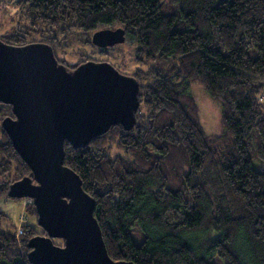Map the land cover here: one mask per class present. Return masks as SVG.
<instances>
[{
  "label": "trees",
  "instance_id": "1",
  "mask_svg": "<svg viewBox=\"0 0 264 264\" xmlns=\"http://www.w3.org/2000/svg\"><path fill=\"white\" fill-rule=\"evenodd\" d=\"M8 1L18 26L0 36L6 44L41 40L56 57L59 38L117 26L130 36L137 64L148 67L133 76L141 101L133 128L111 126L79 148L64 144V164L95 201L109 256L134 264H214V257L264 264V169L251 161L256 149L264 163V0ZM193 83L220 104L222 130L213 141L194 117ZM5 117H13L11 106L0 102V198L31 177L1 127ZM25 209L37 217L32 202ZM6 221L0 212V264H31L27 243L46 233L25 223L17 236Z\"/></svg>",
  "mask_w": 264,
  "mask_h": 264
},
{
  "label": "water",
  "instance_id": "2",
  "mask_svg": "<svg viewBox=\"0 0 264 264\" xmlns=\"http://www.w3.org/2000/svg\"><path fill=\"white\" fill-rule=\"evenodd\" d=\"M122 27L93 32L100 49L123 44ZM0 102L13 117L1 127L31 170L10 184L7 195L32 201L46 235L31 238V264H134L113 260L94 217L95 201L77 173L64 164V144L86 146L111 126L130 130L140 106V83L105 61L75 68L59 63L51 46H14L0 40ZM62 240L56 245L54 240Z\"/></svg>",
  "mask_w": 264,
  "mask_h": 264
},
{
  "label": "rangeland",
  "instance_id": "3",
  "mask_svg": "<svg viewBox=\"0 0 264 264\" xmlns=\"http://www.w3.org/2000/svg\"><path fill=\"white\" fill-rule=\"evenodd\" d=\"M20 23L24 22L20 19ZM15 25L18 26L16 8L10 4V1L0 0V36L10 35ZM115 28H117V26L111 27V29ZM90 36L91 35L88 34L75 32L73 35H66L64 38H59L58 43L55 45L56 57L63 60V62L68 65H75L86 61L109 62L116 67L119 72L132 77L137 73V67H140L144 71L148 69L147 66L141 67L135 61L134 52L131 50L130 46V36L128 34H126V39L123 44L104 49L92 45L89 41ZM36 39L39 40L38 37H36ZM36 39L26 40L30 41ZM172 78H174V75ZM140 79L142 84L151 82L149 78L145 79L144 76H140ZM190 92L196 108V114L194 115L195 119L200 124L204 134L208 136L209 141L218 139L222 130L220 104L210 98L201 85L197 83L190 85ZM140 113L146 114V109L141 107ZM255 151L256 149L251 153L252 165L256 170H263L264 163L255 156ZM115 153L124 158L129 157L127 153L118 150H115ZM15 178L16 176L14 174L10 175L11 181H14ZM30 202L32 201L26 198L15 199L7 196L0 198V212L7 215L9 221L6 222L15 230L17 236L23 228L22 224L25 223H31L38 232L42 231L37 225V217L31 216L26 212V204L28 205ZM138 230V227L135 226L132 232L134 242L137 245H139L143 239L142 234ZM54 243L60 246L63 245V241L59 239L54 240ZM212 261L214 264H222L217 257H214Z\"/></svg>",
  "mask_w": 264,
  "mask_h": 264
},
{
  "label": "built area",
  "instance_id": "4",
  "mask_svg": "<svg viewBox=\"0 0 264 264\" xmlns=\"http://www.w3.org/2000/svg\"><path fill=\"white\" fill-rule=\"evenodd\" d=\"M260 100H262V98H260Z\"/></svg>",
  "mask_w": 264,
  "mask_h": 264
}]
</instances>
